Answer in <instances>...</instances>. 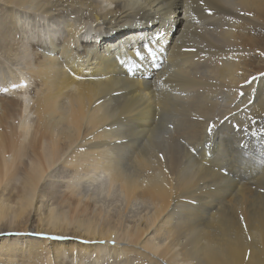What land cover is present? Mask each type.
I'll use <instances>...</instances> for the list:
<instances>
[{
    "label": "bare ground",
    "instance_id": "1",
    "mask_svg": "<svg viewBox=\"0 0 264 264\" xmlns=\"http://www.w3.org/2000/svg\"><path fill=\"white\" fill-rule=\"evenodd\" d=\"M0 9V264H264V0Z\"/></svg>",
    "mask_w": 264,
    "mask_h": 264
},
{
    "label": "rangeland",
    "instance_id": "2",
    "mask_svg": "<svg viewBox=\"0 0 264 264\" xmlns=\"http://www.w3.org/2000/svg\"><path fill=\"white\" fill-rule=\"evenodd\" d=\"M0 16L2 15V13L4 14V11L2 10V9H0ZM143 25V24H142ZM139 45V44H138ZM12 65V64H11ZM19 65V64H18ZM18 65H16L17 67H18ZM13 66V69H15V70H17L16 69V66L15 65H12ZM30 95V94H29ZM248 146V142L246 143V144H244V147H247ZM55 178V177H54ZM87 185H88V183H87ZM86 185V183L85 182H83L82 183V185H81V188L83 189L84 188V190H86L87 192H89V193H91V190H90V188H92L91 186H87ZM100 198H103V197H100ZM113 201H110L109 199H107V200H104V199H101L100 200V204H101V206L103 207V209L104 210H108V208H109V211H111V209L113 208V207H115V208H113L112 209V211L111 212H115L114 210H117L118 209V206L120 205V204H116V203H112ZM139 206V207H138ZM135 209L133 208V210H132V212L131 213H129V215L127 216V219H129V218H131L133 215H135V213L136 212H140V211H142L143 210V207H144V205H138ZM140 206H142V208L140 207ZM141 209V210H140ZM106 210V211H107ZM43 212H44V210H43ZM132 214V215H131ZM15 237H16V235H15ZM29 249V248H28ZM27 249V250H28ZM43 249V248H42ZM42 249H39V250H41L42 251ZM23 250V251H22ZM25 245L23 246V249H20L18 252H16V258H13V261L12 262H14L15 264L16 263H19V264H25V261L22 259V257H23V255H25ZM39 253V255H41V256H43V255H45L43 252H38ZM19 254V255H18ZM65 255V257L64 258H59L58 260V262L56 263V262H54V258H53V253L51 252V253H49V254H46L45 255V257H46V259H47V257L48 258H50L51 257V259H52V261L53 262H49V263H47V264H76V262L73 260V256H71L70 254H64ZM67 255V256H66ZM5 256L3 255V257L2 258H4ZM5 258H8V257H5ZM34 260V259H33ZM33 260L32 261H30L29 263H26V264H35V263H33ZM61 262V263H60Z\"/></svg>",
    "mask_w": 264,
    "mask_h": 264
},
{
    "label": "snow or ice",
    "instance_id": "3",
    "mask_svg": "<svg viewBox=\"0 0 264 264\" xmlns=\"http://www.w3.org/2000/svg\"><path fill=\"white\" fill-rule=\"evenodd\" d=\"M201 3H203V0H201ZM210 12H211V9H209V13ZM245 15H251V13H245ZM261 54L264 55V53H261ZM136 55H140L139 50L136 51ZM258 76L259 77H264V73H259ZM258 76H252L249 80H246L245 83H247V84L252 83L253 81H255L258 78ZM13 87H16V85H13ZM5 91H7V89H5ZM240 94L242 96L244 95L243 92H241ZM237 127H239V126H237ZM214 128H215V123L210 124L209 127H208V132L211 133ZM262 131H264V129H262ZM193 151H195V149H193ZM35 235H44V234L36 233ZM50 238L51 239H66V237H62V236H53V237H50ZM112 243L115 244V241L113 240Z\"/></svg>",
    "mask_w": 264,
    "mask_h": 264
}]
</instances>
